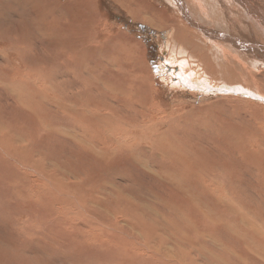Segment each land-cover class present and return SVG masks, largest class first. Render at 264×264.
Returning <instances> with one entry per match:
<instances>
[{
    "label": "rangeland",
    "instance_id": "1",
    "mask_svg": "<svg viewBox=\"0 0 264 264\" xmlns=\"http://www.w3.org/2000/svg\"><path fill=\"white\" fill-rule=\"evenodd\" d=\"M97 1L102 20L97 28H91L93 39L100 43L111 39L117 46L109 47L110 54H96L84 68L70 64L75 68L68 67L69 71L64 72L59 66L67 64L61 58L62 47L73 39L67 30L62 35L53 32L51 24L57 25L65 14L57 16V8L51 10L50 0H0V124H19L9 131L15 140L6 135L0 137V143H22L21 150L14 145L12 148L17 155L22 152L18 164L0 150V258H4L0 264H13L16 259L20 264H264V182L260 173L264 163L260 158L258 162L242 158L238 153L244 142L236 134L232 136L233 128L257 131L259 125L246 112H239L244 106L235 107L229 101L218 103L226 97L253 100L259 107H264V102L239 96L235 89L222 93L217 89L221 84L210 77L212 86L202 89L198 83L202 80L198 76L201 66L178 47L172 32L161 27L159 33L142 19V14L136 18L135 4L127 9L120 0ZM144 1L164 8L175 24L180 8L174 1ZM250 1L251 9L238 18L240 0H228L227 11L207 0H186L199 16L217 21L224 34L232 23L237 26L239 40L252 41L254 34L264 43L253 27L264 21V9L257 0ZM34 5L48 9L38 18L33 13ZM126 29L128 36L124 35ZM234 31L235 27L230 33L234 35ZM55 35L62 44L59 50L51 44ZM132 37L145 45L142 47L147 48L146 57L152 66L153 75L146 74V81L157 93L152 92L148 112L133 103L134 92L122 96L118 90L119 98H115L106 85L116 78L120 87L130 84L131 73L140 63L139 51L130 47ZM226 40L209 39L207 43L213 61L228 71L224 79L240 77L247 71L246 63L264 81V64L253 59L250 63L237 46ZM185 55L189 66H173L175 57ZM72 57L69 54L66 60ZM190 67L197 79L191 73L192 84H181L180 73L188 76ZM173 75L179 78L174 80ZM28 76L38 83L42 81L43 91H49V97L58 96L67 107L73 101L72 87L79 90L75 99L93 103L73 111L98 113L105 107L117 114L116 125L130 132L124 135L126 144L116 152L106 151L108 131L102 129L101 119L111 114L106 111L85 116L86 126L78 128L71 123V115L56 109L61 106L50 103L43 91L37 89L41 94L36 96L25 87L27 81L22 79ZM214 87L218 92H212ZM133 121L140 122L135 127L146 129L132 132L127 126ZM46 125L48 133L43 132ZM0 127L4 131V126ZM261 132L264 135L263 128ZM37 165L42 173L36 172ZM203 169L212 172L198 176L196 172ZM214 171L222 173L218 177ZM48 179L58 196L43 186ZM44 195L53 198L44 199ZM42 198L50 204L48 211L40 203H44ZM149 236L151 239H147ZM138 242H148L154 248L152 257L145 256L152 261L141 258L145 254L137 248Z\"/></svg>",
    "mask_w": 264,
    "mask_h": 264
},
{
    "label": "bare ground",
    "instance_id": "2",
    "mask_svg": "<svg viewBox=\"0 0 264 264\" xmlns=\"http://www.w3.org/2000/svg\"><path fill=\"white\" fill-rule=\"evenodd\" d=\"M40 1H43V0H40ZM172 1H174L175 4L178 6V8H180V10H181V11L180 10L178 11L177 18H176V19H179V21L177 23H175V24L172 23L169 20V16H168V14H166L167 12L165 11V9L162 10V8L152 7L150 3H148V2H146L144 0H120V5L123 8H125L126 6H128L127 9H129V7H131V5L135 4L137 6V8H136L137 10H136V12H134L136 18L140 14H142V19L146 23H148L149 25H151L152 27L160 30V31H158L159 33L162 31L161 30V27H162V29L163 30H166L167 33L170 32V34H171V32H172L173 39H175V40L178 39L180 41L182 39H185L186 40L185 43H181L178 40H176V41H178L186 49V51L189 52V55L192 58L193 62L195 61L198 66H201V68H202L201 70L202 71L198 67L199 74H200L198 76L202 80L201 81H198V83H199V85H200V87L202 89L208 90L207 86H212L211 85L212 82L209 81V77H210V78L213 79V81H216V82H218V83L221 84V86L218 85V88L217 89L220 92H222V93H224L225 92L224 90H226V89H235V91H238L237 93H238L239 96H242V94H244L246 96L251 97L252 99H256V100H259L260 102H264V81L261 80V79H258L257 78V75L254 74V73H252L251 69L247 66V65H251V64H247V65H246V63L244 64V69L247 70V71L244 72V73H241L239 75L240 77L234 75V78L226 80V79H224V77L228 73L227 69L226 70H225V68L224 69H221L219 67L218 63H215L213 61L212 55L210 54V48H209V46L207 44L209 39L210 40L220 39V40H223V41H227L226 39H228V40L231 41V43L233 44V46H237L240 49L241 53H243V55L250 61V63L253 62V61H257V63L260 62L263 65L264 64V43L260 42L256 38V36L254 34H253L252 41H246L245 42L244 40H239L238 39V35H237V29H236L237 26H236V24H232V23H230L228 25V28L226 30L227 33L224 34L223 32L220 31V29H219V27L217 25V21L212 20V19L211 20H208L203 15L202 16H199L197 13H195V10L192 8V6L186 2V0H172ZM202 1H205V0H202ZM257 1L259 2L258 3L259 7L261 9H264V0H257ZM50 2L53 4L52 5V9L54 7L57 8V16L58 15L60 16L63 13L65 14V17H63L61 19V21L57 25L54 26V24H51V29L53 30V32L56 31L59 35H62L61 33H63V30H67L66 32L68 34L71 33V37L73 39L70 44L68 43L67 45H63V47H62L63 50L61 51L62 52L61 53V58L67 64L66 65H63L62 63H60L59 66H60L61 70H64V72L65 71H69L68 70V67L75 68V66H77L78 68H84L86 62L88 60H90L91 58H93L94 56H96V54H100L102 52L104 53V52H107V51H108V54H110L109 53V51H110L109 47L110 48H115L117 46V43H115V41H112V42L109 41L111 39H109V40H107V41H105L103 43L97 42V41H95L93 39V36H92L93 30L91 28L92 27L97 28L98 21L102 20L101 15H100V11H99V7L97 5V3H98L97 0H68V2H64L62 0H50ZM227 2H228V0H207V3H209L210 5H212V6L215 5L218 8L223 7V8H225L226 11L228 10L227 9ZM250 4H251V1L250 0H240V9H239V11H236L237 13H239L238 14V18L239 17L241 18L240 15H241L242 12H243V14H245L246 12H248L251 9L250 8ZM37 7L38 6H35L34 5V8H37ZM34 8H33V13L38 18L39 17H42L43 14L47 11L46 9H48V8H46V6H44V7L40 6L37 9H34ZM131 8H133V7H131ZM252 8H253V6H252ZM126 11L128 13H131L128 10H126ZM225 16L227 17V15H225ZM234 16H235V14H234ZM63 20H66L67 22H63ZM41 22H44V21L41 20ZM36 23H38V22H36ZM233 27H235L234 35H232L230 33ZM253 27L256 29L258 35L264 40V21H261V22L257 23ZM40 28H42V27L40 26ZM44 30H46V29H44ZM168 30H173V31H168ZM49 31H51V30H49ZM127 31H128V29H126V32L124 33V35H127L128 36L129 32H127ZM196 32H197V36H195L196 35ZM45 35L46 34H44L43 37ZM50 36H52V35H50ZM56 36L57 35H55L54 37H52V43L51 44H52V47L54 46L55 49H58V47H61L62 44L61 43H58V40L55 39ZM121 36H122V33H121ZM132 38H131V46L130 47H131V49L138 50L139 51V54H140V63H139V66L136 69L134 68V72H133L135 75L131 73L130 84L128 86H126V87H120L118 85V83H117V78L115 79L114 82H111V83L110 82H107L106 85H108L110 87V90L113 92V97H115V98H116V96L118 97V93H119L118 90L121 91V95L122 96H127L129 94V92H134L133 93V99H134L133 103L136 104V105H138L139 107H141L142 110H143L142 112H148L150 110L149 108L151 106V102H152V98H153V96H151L152 95V92L153 93H157V90L156 89H153L152 90V88H149L150 87V83L148 81H146L147 80V75L146 74L153 75V73H152V66H150V64H149L150 62L147 60V57H146V51H148L147 48L146 47H142V46H145V45L142 44L141 43L142 41H140V40H139L140 41V43H139L138 40L135 37L133 39ZM116 39H118V38L115 37V40ZM123 40L124 41H129L126 37H123ZM124 41H118V42H124ZM79 43H81V45ZM93 44H95V46H93ZM72 45H73V48H72ZM205 45H207V48H206ZM82 47H83V49H81ZM91 47H92V49H91ZM79 48L81 50H79ZM63 51H66V52L64 53ZM127 52H128V50H127ZM69 54H73V57L71 58V60H66V58L68 57ZM97 58H99V57H97ZM252 59H253V61H252ZM52 60H53V58H52ZM106 60H107V58H106ZM70 64H75V66H72ZM102 64L104 65V63H102ZM259 64H257V65H259ZM114 65H116L115 62H114ZM143 65H145V67H143ZM149 67H151V68H149ZM122 69H124V68H122ZM124 70H126V69H124ZM118 71H120V70L118 69ZM121 71H123V70H121ZM79 72H81V71H79ZM219 73L223 74L224 76L222 75L223 77L222 76L219 77L220 76ZM192 75H191V77H192ZM251 76H252V78H251ZM116 77H119V75L116 76ZM189 80H190L189 77L179 79V81L181 82V84L182 83L192 84ZM22 81L23 82L24 81H27V82H25L26 83V86L25 87L28 90L36 93L37 94L36 96H38V95H40L42 93L43 96L46 99H48V101L50 103L56 102L57 103V106H61L62 108L56 106L57 107L56 109H58V110L62 109L61 110L62 111L61 113H68V114H70L71 115V123L74 126L78 127V128H82V127L86 126L87 119L85 118V116L88 117V116H92V115L99 114V113H103V112H106L107 111V108H105V107H102V109L98 113H94L92 111H87L86 113H81L79 111H73L74 109L79 108V107L91 106V105H93V103L90 100H86V99H81V100H78V98L75 99V96L78 94V91L79 90L78 89H74L72 87V89H71L72 92H70V93H71V95L73 97V101L70 102L69 103L70 105L67 107V106L63 105V103H62L63 100L61 98H59L58 96L57 97H49L48 96L49 91H43V90H45L44 86H40V84H42V81H40V83H38L35 80L30 79L29 76L27 78L22 79ZM68 82H70V81H68ZM214 84H216V83H214ZM222 85L225 86V87L226 86L227 87H230V88H227V87L224 88ZM20 86H21V84H20ZM74 86H76V85H74ZM25 87H24V89H25ZM151 87H152V85H151ZM37 89L38 90H41L43 92L39 93ZM213 90L216 91V88L214 87ZM36 96L33 97V98H36ZM142 96H143L144 99L142 98ZM144 96H147V98L145 99ZM22 97H23V94L21 95V98ZM228 101L231 102L232 104H234L235 107H238V105L244 106L245 108L244 109L240 108L239 109V112L240 113L242 111L246 112V114L248 116H250L251 119L254 120L255 123H257L259 125V128L257 129V131L250 130V129H245V128H242L241 129L240 127L233 128L232 136L234 137V134H236V136L238 137L237 139L238 140L241 139V141L244 142V144L241 146V149H240V151H239L238 154L240 156H242V158H244L246 160L255 159L258 162L257 159L260 158L261 164L264 163V149H263L264 148L263 147L264 146V138L261 137V136H264L263 133L261 132V129L262 128L264 129V107H259V106L255 105L252 102L253 100L242 101V100H239L238 98H235L234 99L233 97L222 98L221 101L218 102V103H222L223 104V102H227L228 103ZM208 106H210V105H208ZM225 106L226 105H224L223 107H225ZM246 107H248L251 110H246ZM108 113L111 114V115L110 116H107V117H105V118H103L101 120H102V129L104 131H106V130L108 131L107 135H105V138L109 142V144L105 146V150L112 153V151L113 152H116L117 149L123 148V146L126 144V140H124V142H123L124 135H127V133H130V132L127 131V130L124 131L125 128L120 129L116 125V117H117V114H114V113H111V112H108ZM136 115H138V113ZM149 118H150V116H149ZM39 120H46V119H39ZM136 122H137V125H139L138 124L139 121H136ZM136 122L135 121L129 122V124L127 122L126 123V125L128 124L127 128L130 129L132 132L135 129H138V128H145V127H139V126L138 127H135V125H136L135 123ZM45 123H47V125H50L48 122H45ZM141 123H144V122H141ZM146 124H144V126ZM47 125H46L45 129H43V132H45V133H48L49 132ZM0 126H4V131H1L0 130V137H5L6 135H9V136L12 137L11 139L15 140V138L12 135L9 134V131L11 129H17L18 126H19L18 123H14L13 125H8V123H2L1 122ZM5 131H7V133L3 136V134H4ZM172 135H174V134H172ZM39 136L42 137V134H39ZM41 142L43 143L44 141H41ZM13 145L15 146V148L18 151L21 150V148H22V143L21 142H18V144L11 143L10 145H8V144L7 145H4L3 143H0V150L3 151L6 155H8L9 156V159L11 157L10 160H13L14 162H16V164H18V163H20L22 161V160H20V157L22 155V152H19V155H17L16 152H14L12 150ZM41 146L44 147V144H41ZM182 146H183V144H182ZM1 151H0V153H2ZM168 155H170V154H168ZM0 156H1V154H0ZM0 158H2V157H0ZM3 158H4V156H3ZM16 164L14 163V165H16ZM38 166L39 165H37L36 168ZM250 166L253 167L254 165L252 164ZM260 168H261L260 169V173L262 174V182H264V167H262V165H261ZM219 169L225 172L224 169L217 168V170H219ZM209 171H210V169H203L202 171H197L196 173L198 174V176H200L203 172H208V174H209ZM36 172L37 173H42V171H39L38 168L36 169ZM210 172H212V171H210ZM214 173H215V171H214ZM221 173H215V174H216V176L219 177ZM14 174L16 175V171H14ZM261 174H259V176ZM225 175L227 176V174H225ZM203 176H204V173H203ZM171 178H172V176H171ZM205 178H207V177H205ZM49 182H50L49 179L46 180V183H43V186L46 187V189H47V187L48 188H51V190L53 192L52 195L55 197L57 195L58 191H56L55 190V186L54 185H50ZM206 183H209V182L206 181ZM200 186H201V184H200ZM207 187H205V189ZM214 187H213V189H215ZM218 193H220L221 196L223 195V193H221V192H218ZM207 194H209V193H207ZM53 196H46V195H44V199H48L49 200V198H53ZM229 197H230V194H229ZM42 200H43V198H42ZM232 201L235 202L234 199ZM236 202H237V200H236ZM40 203L44 206L45 211L46 210L48 211V208H49V205L50 204L48 205L47 204V201H44V203H42V202H40ZM232 204L233 203H230V206H232ZM235 205H233V206H235ZM51 207H52V205H51ZM196 210H195V212H196ZM203 210H204V207H203ZM45 211H43V212H45ZM183 216H185V214ZM190 217H192V216L190 215ZM192 219H193V217H192ZM197 223H198V221H197ZM192 225L194 226V224H192ZM56 229H57V227H55V230ZM192 229H194V228H192ZM148 238H150V236L147 237V239ZM138 243H140V242H138ZM137 248H140V250H143L144 251V254L145 255H143L141 257L142 259H145L146 261H152V259L151 260H148L146 258L147 256L149 258L152 257L151 256V253L154 252V248H152V246L148 245V242L147 243H140ZM159 251H160V249H159ZM0 252H2V251H0ZM140 255H141V253H140ZM1 256H2V254H1ZM18 257H19V255H18ZM157 257L159 259H161L160 258L161 256H159V254H158ZM2 258L3 257L0 258L1 259L0 262L4 263V258L3 259ZM170 260H171V258H170ZM166 262H167V260H166ZM13 264H20V263H19L18 259H16L13 262Z\"/></svg>",
    "mask_w": 264,
    "mask_h": 264
},
{
    "label": "crops",
    "instance_id": "3",
    "mask_svg": "<svg viewBox=\"0 0 264 264\" xmlns=\"http://www.w3.org/2000/svg\"><path fill=\"white\" fill-rule=\"evenodd\" d=\"M68 0H64V2H67ZM51 5H53L52 3H51ZM162 9H164V8H162ZM53 10V9H52ZM177 18V15H175V23H177L178 21H179V19H176ZM172 37H173V34L171 35ZM173 41H175V43L178 45V47L179 48H181V49H183V50H186L178 41H176L175 39H173ZM167 43L169 44V41H167ZM172 44V43H171ZM187 52V51H186ZM188 53V55H189V52H187ZM187 55H185L184 57H182V58H177V57H175L174 58V65L173 66H179V65H185V66H189L190 65V61L188 60V56L186 57ZM177 60H181V61H179V62H177ZM191 68V72L190 73H188V76H187V74H183V71H182V73H180V79H182V78H187V77H189V76H191V73H194L195 74V77H196V79H197V75H196V73H195V71L192 69V67H190ZM177 69H178V67H177ZM176 69V70H177ZM182 69H183V67H182ZM186 76V77H185ZM173 78H174V80L175 79H178L179 77L178 76H175V75H173ZM191 83H192V81L191 80H189ZM188 84V83H187ZM193 88L194 89H196V87H194L193 86Z\"/></svg>",
    "mask_w": 264,
    "mask_h": 264
},
{
    "label": "flooded vegetation",
    "instance_id": "4",
    "mask_svg": "<svg viewBox=\"0 0 264 264\" xmlns=\"http://www.w3.org/2000/svg\"><path fill=\"white\" fill-rule=\"evenodd\" d=\"M212 92H218V91H214V90H213Z\"/></svg>",
    "mask_w": 264,
    "mask_h": 264
}]
</instances>
